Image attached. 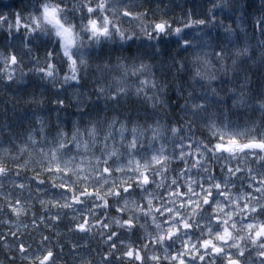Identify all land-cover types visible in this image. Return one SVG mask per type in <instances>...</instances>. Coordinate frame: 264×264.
I'll return each mask as SVG.
<instances>
[{
  "label": "clouds",
  "instance_id": "clouds-1",
  "mask_svg": "<svg viewBox=\"0 0 264 264\" xmlns=\"http://www.w3.org/2000/svg\"><path fill=\"white\" fill-rule=\"evenodd\" d=\"M0 264H264V0H0Z\"/></svg>",
  "mask_w": 264,
  "mask_h": 264
}]
</instances>
